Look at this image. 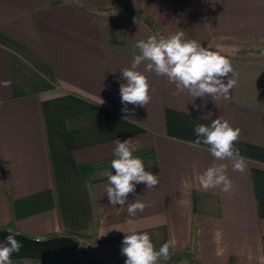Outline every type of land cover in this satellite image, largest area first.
<instances>
[{"label": "crops", "instance_id": "obj_1", "mask_svg": "<svg viewBox=\"0 0 264 264\" xmlns=\"http://www.w3.org/2000/svg\"><path fill=\"white\" fill-rule=\"evenodd\" d=\"M181 30L230 60L237 80L230 98L175 95L176 85L145 71V61L137 71L151 100L124 113L121 70L140 54L137 42ZM250 43L264 44V0H0V228L71 236L109 260L126 259L122 240L135 228L156 249L166 242L171 252L191 249L200 264H264V47ZM218 117L241 130L243 172L216 161L210 146H194L195 126ZM129 138L159 184H138L123 207L113 206L103 173L115 174V140ZM213 163L228 165L230 193L200 186ZM135 201L146 207L130 216Z\"/></svg>", "mask_w": 264, "mask_h": 264}, {"label": "clouds", "instance_id": "obj_2", "mask_svg": "<svg viewBox=\"0 0 264 264\" xmlns=\"http://www.w3.org/2000/svg\"><path fill=\"white\" fill-rule=\"evenodd\" d=\"M135 47L140 54L134 55L130 68L121 70L122 79L126 82L121 83L119 88L124 113H129V104L145 106L151 100L148 78L137 71L138 66L145 61L148 62L145 71L166 76L169 82L176 85L175 95L187 90L195 98L210 96L214 101L221 97L229 99L230 90L237 84L235 78H229L230 73L232 77L236 75L230 60L203 47L196 40L186 39L183 30L168 37L160 36L159 39L156 35L150 36L146 41H138ZM3 83L9 86L11 82ZM194 131L197 137L194 146H200L201 143L208 145L216 161H231L233 171L245 170V158L235 147L241 134L239 128H233L227 120L218 117L208 126L197 124ZM136 144L131 138L115 140V158L111 161V170L114 169L115 174L107 170L103 173L107 177L104 192L113 206L118 204L123 207L128 202L129 194L135 193L138 184H145L147 189L159 184V176L146 171L142 159L133 155L137 150ZM227 168L226 163H213L198 176L200 186L204 190L220 188L224 193H230L234 185L227 176ZM145 207V203L135 201L128 204L127 211L130 216H135L137 211L143 212ZM7 231L9 235L6 240L0 242V264H12L11 255L22 248L16 239L18 233L11 228ZM172 246L173 242H166L156 250L147 232L139 233L135 228H130L122 240L121 254L126 257L125 264H158L161 258L165 262L171 259L169 249Z\"/></svg>", "mask_w": 264, "mask_h": 264}, {"label": "water", "instance_id": "obj_3", "mask_svg": "<svg viewBox=\"0 0 264 264\" xmlns=\"http://www.w3.org/2000/svg\"><path fill=\"white\" fill-rule=\"evenodd\" d=\"M8 229H0V242L6 240L9 235ZM18 233L16 239L22 244L18 253L11 255V260H50L60 258L75 257L81 247L79 240L71 236L61 235L49 238H31L27 235Z\"/></svg>", "mask_w": 264, "mask_h": 264}, {"label": "trees", "instance_id": "obj_4", "mask_svg": "<svg viewBox=\"0 0 264 264\" xmlns=\"http://www.w3.org/2000/svg\"><path fill=\"white\" fill-rule=\"evenodd\" d=\"M128 12L134 18L142 21L152 32H156L159 30V28L156 26L153 20L150 19L149 17L143 16L142 12L135 11L131 8H128ZM0 229H4V228H0ZM55 236H59V235L52 234V235H49L47 238L55 237ZM156 250H159V249H156ZM169 252L171 254V259L167 261L168 264H180L183 261L186 262L185 264H200L196 260L191 249L177 251V252H171V251ZM75 259L77 261V264H125V260H109V259L102 258L101 256H99L93 251L90 245L86 243H81L80 250L78 254L75 256ZM159 261H163V259L161 258V260ZM228 264H237V261L235 258H231Z\"/></svg>", "mask_w": 264, "mask_h": 264}, {"label": "rangeland", "instance_id": "obj_5", "mask_svg": "<svg viewBox=\"0 0 264 264\" xmlns=\"http://www.w3.org/2000/svg\"><path fill=\"white\" fill-rule=\"evenodd\" d=\"M259 46L260 47H264V44H259V43H250V45H249V47H251V48H255V49H259ZM263 49V48H262ZM29 237H31V236H29ZM33 238V237H32Z\"/></svg>", "mask_w": 264, "mask_h": 264}]
</instances>
